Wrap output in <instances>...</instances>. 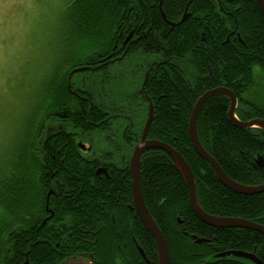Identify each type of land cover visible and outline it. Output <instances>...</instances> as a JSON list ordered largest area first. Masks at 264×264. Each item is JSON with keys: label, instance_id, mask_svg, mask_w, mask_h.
I'll use <instances>...</instances> for the list:
<instances>
[{"label": "trees", "instance_id": "obj_1", "mask_svg": "<svg viewBox=\"0 0 264 264\" xmlns=\"http://www.w3.org/2000/svg\"><path fill=\"white\" fill-rule=\"evenodd\" d=\"M154 1L156 4L158 0ZM116 2L117 0L71 1L73 36L76 41L69 48L70 52H83L86 48L89 51L99 45H103L102 50H109L110 41L116 34L113 31L115 22L111 17L112 4ZM186 3L187 0H176L171 5L172 11H166L167 17L178 19ZM198 3L205 13L210 11L213 37L219 39L209 44L217 52L211 60L210 56L199 55L198 63L193 49L196 46L201 48V31L205 26L186 19L172 28L170 35L175 40H171L168 51L179 56L178 61L182 64L179 65L184 67V74L188 70L189 73L198 72L199 77L180 82V91H169L167 101L159 108L161 115L151 123L148 136L170 144L185 158L194 175L197 200L207 213L242 217L264 225V191L243 194L224 186L208 161L194 150L188 133V120L193 105L205 90L222 85L240 94L257 85L253 68L257 66L264 72V12L258 0H221V10L227 11V14L228 11L231 12L227 18L229 22L225 23L226 16L219 18L214 0H198ZM188 9H195V0L190 2ZM154 18L159 17L155 15ZM229 29L240 39L233 40L231 37L227 45L220 46V40L225 38ZM210 61L213 65L212 72L208 70L207 63ZM83 63L80 55L71 54L58 64L59 68L54 69L18 148L13 150L8 166L1 172L0 264H63L72 255L89 253L101 260V263L110 260V264L112 263V244L117 235L108 212L117 205H112L106 197L104 200L108 201L102 207L97 195L103 192L114 196L119 191L125 203H132L131 180L127 168L119 173L117 179L103 182L97 190L95 183L92 188L94 194L89 196L93 198L88 205L82 192L83 185L81 186L82 182L85 185V178L78 173L79 179L75 182L70 172H59L50 182L54 185V179L57 178V185L61 190L68 189L67 202L50 195L48 204L54 210L52 219H55L56 224L63 225L62 228L66 227L72 232L64 235L67 229H63L50 233L45 226L36 232L41 219L39 215L42 216L44 212L47 185H50L47 184L48 171L41 166L44 163L43 155L36 150L47 146L38 144V140L46 126L52 125V116L60 109L54 101L79 99L67 91L65 71ZM180 78L183 76H177L178 80ZM242 101L247 106L235 111L238 119L245 121L255 117L264 118V104L257 96ZM228 107L229 99L224 95H213L205 100L196 122L199 141L232 179L249 185L263 183L264 131L257 127L235 126L228 119ZM75 126L80 128L82 122H77ZM48 131L52 132L53 129ZM257 154L262 155V166L255 163ZM139 179L146 207L166 239L170 264H201L205 261H209L208 264H252L231 255L212 256L230 249L253 252L264 261V233L242 227H214L194 214L188 202V187L164 150L152 148L144 153ZM119 210L118 207L115 226L127 235L126 240L130 245L128 230L122 231L127 226L121 220ZM133 225L138 243L145 249L151 263L156 264L154 238L138 217L133 219ZM87 229L94 233L85 231ZM192 235L208 240L198 243ZM134 250L132 263L144 264ZM100 251L104 257L100 255Z\"/></svg>", "mask_w": 264, "mask_h": 264}, {"label": "flooded vegetation", "instance_id": "obj_2", "mask_svg": "<svg viewBox=\"0 0 264 264\" xmlns=\"http://www.w3.org/2000/svg\"><path fill=\"white\" fill-rule=\"evenodd\" d=\"M120 1L122 0H117L112 4L111 17L115 22L113 31L116 34L110 41L109 50H102L103 45H99L89 51L87 48L83 52L69 51L68 55L62 58V60H66L71 54H77L84 61L83 64L69 67L65 71L67 91L79 99L69 98L63 101H54L60 109L56 111L55 116H52L54 118L52 125L46 126L43 135H40L38 140V144L47 146L45 149L36 150L43 155L44 163L42 165L40 163V165L48 171L47 184L50 185H47L44 212L42 216L39 215L41 219L36 226V232L43 226L47 231L50 230V233L67 229L66 227L62 228L63 225L56 224L55 219H52L54 210L48 204L50 195L58 197L59 200L64 199L65 202L69 196L68 189L61 190L57 185V178L54 179L55 184H51L50 180L55 175L59 172H70L75 182L79 179L78 173L82 175L85 178V185L84 182L81 183V186L83 185L82 192L85 203L88 205L93 198L89 196L94 194L92 188L95 183H97L95 187L97 190L103 182L117 179L124 168H127L130 175V157L135 147L141 144L149 110L152 111V117L144 136L145 140L156 139L149 137L148 131L154 119L161 115L159 108H162L161 106L167 101L169 91H180V82L196 80L199 77L198 72L194 74L187 70L184 74V67L179 65V56L168 51L171 40H175V37L170 35V31L176 24L190 19L194 23H202L205 26L201 31V48L196 46L193 49L198 63L199 55L210 56L211 60L217 52L209 44V42L219 39L213 37L210 11L205 13L198 0H195L194 10L188 9L193 0H187L178 19L168 18L166 15V11H172L171 5L176 0H165V6H163L164 0H158L156 4L154 0H149L150 3L147 0H123V3ZM214 1L217 7L213 6L219 10V18L223 19L226 16L225 23H228L227 18L231 12L228 11L227 14V11L221 10V0ZM155 15L159 18L155 19ZM233 33V30L229 29L225 38L220 40V46L227 45L231 37L233 40L240 39L236 33ZM201 49L202 51H200ZM229 52L231 53V51ZM207 64L208 70L212 72L211 61ZM57 68L59 67L57 66ZM73 69L78 70L71 72ZM260 73L264 75L263 71ZM181 75L183 78L178 80L177 76ZM257 86H259L258 81L257 85L252 86L249 91L245 90L240 94L224 86L236 95L235 111L246 108L247 105H243L242 99H251L257 96L264 104V95L258 96ZM79 121L82 122V126L77 128L75 125ZM50 129L53 131L49 132ZM152 148L157 147L145 149L141 158ZM97 198L102 203V207L108 201L105 202L104 198L109 199L108 202H111L112 205H117L108 212L109 220L117 235L116 241L112 244L111 264H133L134 249L138 253L140 261L144 264H152L133 231V219L139 218L134 206L133 194L132 203H125L120 197L119 191L114 196L99 192ZM118 207L121 220L127 226L122 231L128 228L132 242L130 245L126 240L127 235L121 233L120 229L115 226ZM101 226L104 224L101 223ZM71 232L67 229L64 235L71 234ZM89 232L94 233L93 230ZM100 255L104 257L101 251ZM78 258L83 259V262H77L83 264H110L111 262L110 260V262L101 263V260L89 253L88 255H72L63 264H69L70 260Z\"/></svg>", "mask_w": 264, "mask_h": 264}, {"label": "rangeland", "instance_id": "obj_3", "mask_svg": "<svg viewBox=\"0 0 264 264\" xmlns=\"http://www.w3.org/2000/svg\"><path fill=\"white\" fill-rule=\"evenodd\" d=\"M71 1L0 0V176L51 74L76 41ZM253 72L259 85L256 92L264 95V75L257 66ZM77 261L83 259L69 263Z\"/></svg>", "mask_w": 264, "mask_h": 264}, {"label": "water", "instance_id": "obj_4", "mask_svg": "<svg viewBox=\"0 0 264 264\" xmlns=\"http://www.w3.org/2000/svg\"><path fill=\"white\" fill-rule=\"evenodd\" d=\"M258 3L264 12V0H258ZM74 70H78V69H73L71 72H73ZM218 94H223L228 97L230 103L227 110V115H228V119L235 126L244 127V128L257 127L264 131V118L255 117L245 121L239 120L235 114V107H236L235 93L224 86H217L204 91L201 95L198 96V98L196 99L193 105L188 120V133L191 140V144L195 149V151L198 153V155L204 158L206 161H208L217 179L227 188L231 189L234 192H239L243 194H253L264 191V182L259 184L249 185L238 182L232 179L230 176H228L224 172L222 167L218 164V162L204 149V147L201 145L199 141L197 135V129H196V122H197V116L199 110L206 99H208L213 95H218ZM151 117H152V111L149 110V116L144 126L141 144L135 147L132 156L130 157L129 171L131 175L134 206L136 208L137 214L141 222L146 227V229L151 233V235L155 240L156 249H157V264H170V253L166 239L161 229L159 228V226L157 225V223L155 222V220L153 219V217L151 216L150 212L146 207L140 185L139 170L141 164V155L145 149L150 147L161 148L169 154L170 158L173 161L174 167L182 176L184 182L188 187L189 206L199 219L214 227H242V228L257 230L261 233H264L263 224L242 217L220 216V215L209 214L200 206L196 197L193 172L191 170L190 165L187 163L185 158L180 154V152H178L171 145L163 141L157 139H146V140L144 139ZM255 163L258 166H262L261 154H257L255 156ZM192 237L198 243L207 240V238L197 237L195 235H192ZM228 255L240 259H245L251 262L252 264H264V261H262L259 257H257L253 252H248L239 249H230V250L222 251L219 253H215L212 256L225 257ZM208 262L209 261H205L201 264H208Z\"/></svg>", "mask_w": 264, "mask_h": 264}, {"label": "bare ground", "instance_id": "obj_5", "mask_svg": "<svg viewBox=\"0 0 264 264\" xmlns=\"http://www.w3.org/2000/svg\"><path fill=\"white\" fill-rule=\"evenodd\" d=\"M251 42H252V41H251ZM251 42H250V43H251ZM194 150H195V149H194ZM127 229H128V228H127ZM109 230H110V229H109ZM106 231H107V230H106ZM125 232H127V231H125ZM137 234H138V233H137ZM124 235H125V234H124ZM124 235H123V236H124ZM194 242H195V241H194ZM185 243H186V242H185ZM155 248H156V247H155ZM170 250H171V249H170ZM262 251H263V250H262ZM204 259H205V258H204ZM139 263H140V262H139Z\"/></svg>", "mask_w": 264, "mask_h": 264}]
</instances>
